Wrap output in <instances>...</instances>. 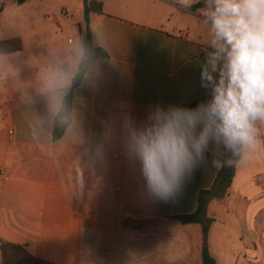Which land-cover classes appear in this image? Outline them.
<instances>
[{
  "label": "crops",
  "instance_id": "0c3cea01",
  "mask_svg": "<svg viewBox=\"0 0 264 264\" xmlns=\"http://www.w3.org/2000/svg\"><path fill=\"white\" fill-rule=\"evenodd\" d=\"M103 3L89 22L107 57L93 61L75 87L71 123L59 140L61 109L46 82L71 78L63 106L85 53L83 0L0 4V44L22 46L0 52V242L54 264H201V226L172 218L196 212L225 149L210 145L176 200L162 202L126 147L129 125L142 129L157 108H195L211 95L200 76L208 26L177 0ZM247 155L226 197L209 206L217 264H264V144Z\"/></svg>",
  "mask_w": 264,
  "mask_h": 264
},
{
  "label": "clouds",
  "instance_id": "9594fccd",
  "mask_svg": "<svg viewBox=\"0 0 264 264\" xmlns=\"http://www.w3.org/2000/svg\"><path fill=\"white\" fill-rule=\"evenodd\" d=\"M200 2L177 0L187 10ZM196 11L209 29L211 50L200 76L202 87L211 85V99L195 108H157L150 125L128 130L127 153L138 162L149 193L162 202L176 200L210 145L239 157L228 164L238 168L264 144L258 127L264 126V0H203ZM70 83L63 74L46 82L57 110ZM213 166L222 167L215 160Z\"/></svg>",
  "mask_w": 264,
  "mask_h": 264
},
{
  "label": "trees",
  "instance_id": "16d2710c",
  "mask_svg": "<svg viewBox=\"0 0 264 264\" xmlns=\"http://www.w3.org/2000/svg\"><path fill=\"white\" fill-rule=\"evenodd\" d=\"M17 5H23L29 0H13ZM84 3V15L86 21L85 33L86 37L84 40V58L79 67V71L74 79L75 85L71 88V91L66 95L63 101V106L55 122L54 138L59 140L68 129L73 110V98L74 89L83 80L89 65L102 57H107V53L95 46L92 38V30L90 27L89 16L92 12L103 13L104 3L103 0H83ZM203 7V0L196 4L193 11ZM16 44V45H14ZM14 45V47H10ZM22 46L20 42H2L0 44V52L5 53L8 51L19 50ZM211 49H209L210 51ZM211 99V95L207 96L192 106L196 107L198 104L207 103ZM239 157L233 156L231 152L224 150L223 155L220 157L222 162V168L217 176V179L213 187L204 191L199 196V204L195 213L185 216L173 217L172 220L177 221L181 224H199L202 229V261L201 264H217L216 259L211 254L210 250V230L214 223V218L209 215V206L211 202L217 200H223L229 192L233 179L237 172V167H229V163H234ZM3 251L4 264H54L44 260L37 259L29 253L24 247L12 244L9 242H0Z\"/></svg>",
  "mask_w": 264,
  "mask_h": 264
},
{
  "label": "built area",
  "instance_id": "2783aa9c",
  "mask_svg": "<svg viewBox=\"0 0 264 264\" xmlns=\"http://www.w3.org/2000/svg\"><path fill=\"white\" fill-rule=\"evenodd\" d=\"M2 2H4V0H0V4L2 3ZM13 131H11V135H13Z\"/></svg>",
  "mask_w": 264,
  "mask_h": 264
},
{
  "label": "water",
  "instance_id": "95a60500",
  "mask_svg": "<svg viewBox=\"0 0 264 264\" xmlns=\"http://www.w3.org/2000/svg\"><path fill=\"white\" fill-rule=\"evenodd\" d=\"M74 85H75V83H74Z\"/></svg>",
  "mask_w": 264,
  "mask_h": 264
}]
</instances>
